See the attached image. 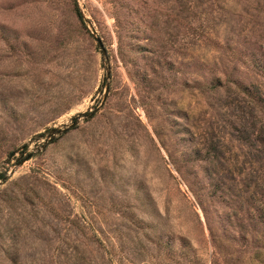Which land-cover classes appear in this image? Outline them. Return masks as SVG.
Listing matches in <instances>:
<instances>
[{"label": "rangeland", "instance_id": "rangeland-1", "mask_svg": "<svg viewBox=\"0 0 264 264\" xmlns=\"http://www.w3.org/2000/svg\"><path fill=\"white\" fill-rule=\"evenodd\" d=\"M0 264H264V0H0Z\"/></svg>", "mask_w": 264, "mask_h": 264}, {"label": "water", "instance_id": "water-1", "mask_svg": "<svg viewBox=\"0 0 264 264\" xmlns=\"http://www.w3.org/2000/svg\"><path fill=\"white\" fill-rule=\"evenodd\" d=\"M93 38L96 41V46L100 49L101 54L104 55L105 52H106V49H105V47L103 45V42H102L101 38L99 36H96V35H93ZM108 76H109V70L106 72V77L108 78ZM96 110L90 112V116H92ZM77 121H78L77 117L75 116V117L72 118V123L71 124H69L68 126H65V128H63V129L52 128L50 130V133H65L68 130H70L71 128H73L77 124Z\"/></svg>", "mask_w": 264, "mask_h": 264}, {"label": "trees", "instance_id": "trees-1", "mask_svg": "<svg viewBox=\"0 0 264 264\" xmlns=\"http://www.w3.org/2000/svg\"><path fill=\"white\" fill-rule=\"evenodd\" d=\"M79 18H82L81 13L77 11Z\"/></svg>", "mask_w": 264, "mask_h": 264}]
</instances>
